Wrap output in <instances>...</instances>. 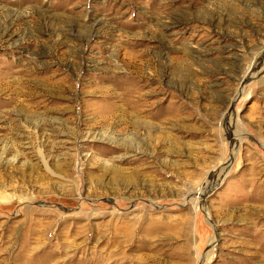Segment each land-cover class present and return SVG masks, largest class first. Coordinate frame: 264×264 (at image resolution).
<instances>
[{
	"label": "rangeland",
	"instance_id": "obj_1",
	"mask_svg": "<svg viewBox=\"0 0 264 264\" xmlns=\"http://www.w3.org/2000/svg\"><path fill=\"white\" fill-rule=\"evenodd\" d=\"M0 264H264V0H0Z\"/></svg>",
	"mask_w": 264,
	"mask_h": 264
}]
</instances>
